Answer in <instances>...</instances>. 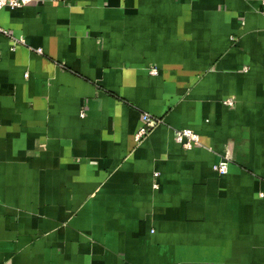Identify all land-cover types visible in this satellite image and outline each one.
Segmentation results:
<instances>
[{
	"label": "crops",
	"instance_id": "0c3cea01",
	"mask_svg": "<svg viewBox=\"0 0 264 264\" xmlns=\"http://www.w3.org/2000/svg\"><path fill=\"white\" fill-rule=\"evenodd\" d=\"M0 28V264H264V0H32Z\"/></svg>",
	"mask_w": 264,
	"mask_h": 264
},
{
	"label": "built area",
	"instance_id": "2783aa9c",
	"mask_svg": "<svg viewBox=\"0 0 264 264\" xmlns=\"http://www.w3.org/2000/svg\"><path fill=\"white\" fill-rule=\"evenodd\" d=\"M32 0H0V10L3 8H9L11 10L20 9ZM0 33L6 34L2 28H0ZM151 74H156V70L153 68L150 70ZM226 105H233L231 99H227L224 102ZM158 121L148 114H142V125L137 130L134 135V142L140 143L154 128ZM175 142L180 145L185 150H190L193 146L200 145L199 135L190 129H181L176 130L174 135ZM229 162L226 159L220 160L218 163L212 165V171L218 175H225L228 172ZM154 177H157V174H154ZM154 188H157V184L153 185Z\"/></svg>",
	"mask_w": 264,
	"mask_h": 264
}]
</instances>
